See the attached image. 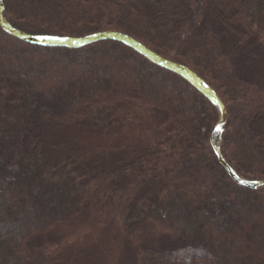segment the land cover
Wrapping results in <instances>:
<instances>
[{
  "label": "trees",
  "instance_id": "16d2710c",
  "mask_svg": "<svg viewBox=\"0 0 264 264\" xmlns=\"http://www.w3.org/2000/svg\"><path fill=\"white\" fill-rule=\"evenodd\" d=\"M2 3L25 34L120 32L194 72L226 111L222 158L264 181V0ZM218 120L183 78L120 42L43 47L0 29V222L31 221L0 236V264H78L109 231L133 264H264V187L218 163Z\"/></svg>",
  "mask_w": 264,
  "mask_h": 264
},
{
  "label": "water",
  "instance_id": "95a60500",
  "mask_svg": "<svg viewBox=\"0 0 264 264\" xmlns=\"http://www.w3.org/2000/svg\"><path fill=\"white\" fill-rule=\"evenodd\" d=\"M3 10H4V6L2 0H0V29L6 32L7 34H9L10 36L17 38L23 42L32 45L43 46V47H62V48L76 49L83 47L85 45L93 44L104 40L117 41L128 46L129 48H131L132 50H134L135 52L146 58L151 63L161 68H164L168 71H171L174 74L178 75L179 77L183 78L187 83H189L193 88H195L218 110L219 120L211 133L210 140L214 153L217 157V161L223 167L228 177L237 185L243 186L248 189H256L259 187H264V181H249L240 178L222 158L219 151V147L221 141L222 127L227 120L226 111L221 100L217 97L214 91L211 88H209L200 78H198L194 72L190 71L188 68H186L183 65L161 58L160 56L156 55L155 53L147 49L145 46H143L135 39L120 32L107 31V32L96 33L79 38L65 37L66 38L65 39L59 37L61 38L60 41L48 40V39L38 40L37 39L38 37H52V36H31L12 28L9 24H7L4 21ZM241 181H245L246 183H241Z\"/></svg>",
  "mask_w": 264,
  "mask_h": 264
},
{
  "label": "rangeland",
  "instance_id": "374dc122",
  "mask_svg": "<svg viewBox=\"0 0 264 264\" xmlns=\"http://www.w3.org/2000/svg\"><path fill=\"white\" fill-rule=\"evenodd\" d=\"M72 132H61V135H68ZM77 136L84 140V144L89 145L90 143L94 142L96 139L89 133H76ZM77 137V138H78ZM92 145V144H90ZM31 224L29 218L25 216H19L17 219H13L6 222H0V236H7L10 234L20 235L25 228ZM111 232H107L103 234V237L97 243L98 247L96 246L94 250L91 251L87 256L83 257L78 264H133L134 262V252L133 249L123 245L120 241H114V245L111 241ZM107 246V252L102 255L98 256L96 253L100 250H105L104 247Z\"/></svg>",
  "mask_w": 264,
  "mask_h": 264
},
{
  "label": "snow or ice",
  "instance_id": "6c2138e0",
  "mask_svg": "<svg viewBox=\"0 0 264 264\" xmlns=\"http://www.w3.org/2000/svg\"><path fill=\"white\" fill-rule=\"evenodd\" d=\"M37 39H38V40L48 39V40H58V41L61 40V38H59V37H55V36H53V37H38ZM65 39H66V38H65ZM241 183H246V182H245V181H241Z\"/></svg>",
  "mask_w": 264,
  "mask_h": 264
}]
</instances>
